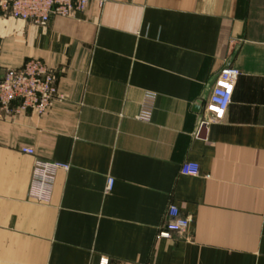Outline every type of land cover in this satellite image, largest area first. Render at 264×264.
Segmentation results:
<instances>
[{
  "label": "crops",
  "instance_id": "1",
  "mask_svg": "<svg viewBox=\"0 0 264 264\" xmlns=\"http://www.w3.org/2000/svg\"><path fill=\"white\" fill-rule=\"evenodd\" d=\"M30 58L58 97L0 118V264H264V0H90L47 25L0 11V66ZM229 66L232 102L200 126ZM36 159L68 165L48 202L30 196ZM171 204L192 222L163 238Z\"/></svg>",
  "mask_w": 264,
  "mask_h": 264
},
{
  "label": "built area",
  "instance_id": "2",
  "mask_svg": "<svg viewBox=\"0 0 264 264\" xmlns=\"http://www.w3.org/2000/svg\"><path fill=\"white\" fill-rule=\"evenodd\" d=\"M90 0H0V11L10 16L35 25H47L55 16L71 17L86 10ZM241 72L229 66L217 75L211 92L204 102L200 126L224 118L232 102L233 92ZM57 70L39 58H30L18 67L0 66V118H12L26 111L43 114L53 100L58 97ZM156 94L147 92L137 118L150 121L153 116ZM22 151L34 154L30 148ZM67 169L68 165L57 161L36 159L31 177L30 196L40 202L51 198L58 170ZM180 173L197 176L200 166L196 162L186 161ZM114 179L109 178L107 190L113 187ZM192 222L189 215L181 213L174 205H169L166 220L159 236L171 238L175 233L186 232ZM96 264H109L107 257H102Z\"/></svg>",
  "mask_w": 264,
  "mask_h": 264
},
{
  "label": "water",
  "instance_id": "3",
  "mask_svg": "<svg viewBox=\"0 0 264 264\" xmlns=\"http://www.w3.org/2000/svg\"><path fill=\"white\" fill-rule=\"evenodd\" d=\"M218 73H219V72H218ZM218 73H217V74L214 76V78L211 80L210 84L207 85V90H206V91H208V90L210 89V87H211L212 83H214V81H215V79H216ZM206 97H207V93L203 94V95L201 96V98L199 99L198 104L196 105V109H197L199 112H201V110L203 109V105H204V102H205V100H206ZM201 121H202V116H201L200 119H199V122H201ZM203 126H204V125H203Z\"/></svg>",
  "mask_w": 264,
  "mask_h": 264
}]
</instances>
